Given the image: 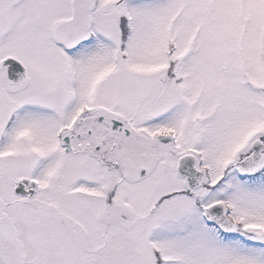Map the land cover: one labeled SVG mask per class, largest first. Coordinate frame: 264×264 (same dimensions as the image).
Masks as SVG:
<instances>
[{
  "label": "snow or ice",
  "instance_id": "snow-or-ice-1",
  "mask_svg": "<svg viewBox=\"0 0 264 264\" xmlns=\"http://www.w3.org/2000/svg\"><path fill=\"white\" fill-rule=\"evenodd\" d=\"M0 264H264V0H0Z\"/></svg>",
  "mask_w": 264,
  "mask_h": 264
}]
</instances>
